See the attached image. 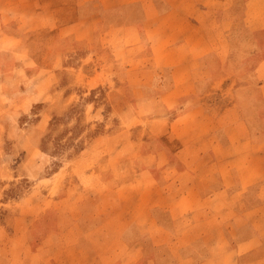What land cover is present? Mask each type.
Listing matches in <instances>:
<instances>
[{
    "label": "rangeland",
    "instance_id": "1",
    "mask_svg": "<svg viewBox=\"0 0 264 264\" xmlns=\"http://www.w3.org/2000/svg\"><path fill=\"white\" fill-rule=\"evenodd\" d=\"M30 1L0 0V264H248L226 226L195 234L218 222L198 204L208 122L254 107L236 78L264 57V30L238 19L242 0L215 13L197 62L93 1L51 0L50 18ZM249 116L264 123V104Z\"/></svg>",
    "mask_w": 264,
    "mask_h": 264
},
{
    "label": "crops",
    "instance_id": "2",
    "mask_svg": "<svg viewBox=\"0 0 264 264\" xmlns=\"http://www.w3.org/2000/svg\"><path fill=\"white\" fill-rule=\"evenodd\" d=\"M49 1L51 0H45V3L49 4L44 6L36 5L38 2H44L42 0L30 2L35 3L37 12L42 11L50 18L54 17V8ZM89 1H93L102 11H108L110 18H118L124 14L126 19L123 24L126 27L139 28L143 33L157 28L160 33L172 39L176 47L190 51L186 57L197 62L198 57L210 59L213 44L208 35L213 32L215 13L222 15L225 8L239 0H216L217 3L215 0H77V4L83 5ZM62 2L67 3L66 0ZM242 2L243 9L237 10L238 19L249 23L245 25L249 32L259 34L264 30V0ZM134 6L139 7L138 12L134 10ZM155 7L159 8V12H154ZM3 8L4 11L10 10L9 7ZM5 13L6 16H13L10 11ZM3 14L2 10L0 16ZM61 15L64 16L63 13ZM98 15L103 19L101 14ZM251 20H255L257 26L251 25ZM82 23L84 26L87 24L85 16L79 17L78 24ZM83 31L87 32L86 29ZM92 31L91 29L90 32ZM261 46L253 47L250 56H255ZM243 48L241 46L240 49ZM237 54L240 60L241 54L249 55L244 50ZM259 57L261 59L253 63L254 68L250 69L247 75L236 78L239 85L237 92L239 91L241 98H245L243 90L240 89L243 84L250 88L245 94L248 93L259 104L254 101V107H250L253 110L248 112L245 106H248L247 101L243 99L244 102L239 101L236 108L229 106L208 122L205 156L206 162L209 163L205 168V171H208V180L204 185L205 190L199 191L202 196L198 204L205 206L210 213V216H205L206 221L211 217L218 222L211 228L207 224L206 231H195L196 235H206L203 240L210 241L219 238L218 226H226L223 234L228 241L236 243V249L245 260L243 263L250 261L248 264H264V184L256 185V182L264 180V141L260 138L264 123L249 116L264 104V57L261 54ZM247 58L249 57H242V60ZM192 62L179 64L191 65ZM182 194L183 192L174 193L172 206L176 213L183 210ZM249 194H252L254 199L249 197ZM190 200L194 201L191 195L185 205L187 208Z\"/></svg>",
    "mask_w": 264,
    "mask_h": 264
}]
</instances>
